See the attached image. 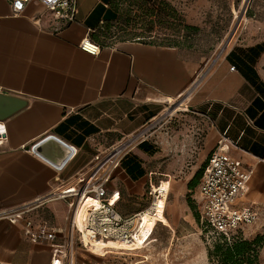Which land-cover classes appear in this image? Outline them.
I'll use <instances>...</instances> for the list:
<instances>
[{
  "label": "crops",
  "instance_id": "0c3cea01",
  "mask_svg": "<svg viewBox=\"0 0 264 264\" xmlns=\"http://www.w3.org/2000/svg\"><path fill=\"white\" fill-rule=\"evenodd\" d=\"M97 4L102 10L93 16ZM109 12L102 0L86 8L78 0L76 20L59 24L35 1L13 15L10 0H0V91L27 100L4 120L7 136L0 138V264H50L52 244L27 234L25 227L29 221L34 232L55 230V241L61 242L66 203L53 202L58 220L51 226L37 222L27 209L18 218L2 213L66 186L177 100L184 104L178 105L183 111L177 124L138 139L119 156L106 200L122 216H132L144 209L154 186L167 183L168 192L173 187L174 200L167 205L172 225L180 230L198 217L200 221L199 184L218 138L225 136L233 144L228 154L250 171L247 189L234 205L258 215L241 232L262 229L264 75L259 43L230 46L216 58L178 43L138 38L96 39V54L82 49V38L94 36ZM195 129L201 134L197 141L191 134ZM51 136L71 147L61 165L34 150Z\"/></svg>",
  "mask_w": 264,
  "mask_h": 264
},
{
  "label": "rangeland",
  "instance_id": "374dc122",
  "mask_svg": "<svg viewBox=\"0 0 264 264\" xmlns=\"http://www.w3.org/2000/svg\"><path fill=\"white\" fill-rule=\"evenodd\" d=\"M79 1L81 6L86 8L95 0ZM102 1L106 3L110 12L93 33L102 42L113 43L125 38H138L156 43L177 42L182 47L211 55L213 58L221 55L230 46L240 47L259 43L260 70L264 75V0H249L243 11L247 19L241 20L237 26H235V15L242 12L244 0ZM101 10L102 6L97 4L93 16L99 14ZM181 110L168 113L169 109H167L141 131L128 137L122 142L123 144L116 145L115 147H119L116 152L122 154L138 139L149 136L155 130L177 124ZM182 122L189 123L185 120ZM199 123L194 122L195 126ZM194 132L191 134L193 140L197 141L201 138V134L197 133V129ZM142 133L144 135L138 137ZM115 171L114 167L111 174ZM79 180L81 181V178L75 177L69 184L76 186ZM168 190L167 183L154 186L151 190L153 201L151 195L145 202L143 201L145 203L142 204L145 205L143 210L146 209L150 213L143 214L133 244L126 241H96L87 247L78 245L75 262L78 264L82 262L86 264H222L220 257L211 252L213 245L222 241L216 237L205 238L202 235L198 216L192 225L180 227V230L172 225L167 216V205L174 200L173 187L171 191ZM57 201L66 203L62 221L64 230L69 212L68 202H64V199L55 196L43 197L20 210L27 209V212L35 216L37 222L51 226L58 220L52 207L53 202ZM261 227L260 231L249 229L240 232L243 239L254 242L248 255L244 256L242 264H249L248 261H251V264H264V223Z\"/></svg>",
  "mask_w": 264,
  "mask_h": 264
},
{
  "label": "built area",
  "instance_id": "2783aa9c",
  "mask_svg": "<svg viewBox=\"0 0 264 264\" xmlns=\"http://www.w3.org/2000/svg\"><path fill=\"white\" fill-rule=\"evenodd\" d=\"M31 1L40 5L43 11L49 12L59 24L76 20L78 0H10L11 13L19 15ZM17 3L20 4L19 8L16 6ZM80 47L93 54L100 49V45L89 34L82 38ZM179 104L184 105L183 100L174 101L168 107V113L180 110L182 107L178 106ZM0 126L3 129L0 131V138L5 139L7 135L4 121L0 120ZM141 135L144 133L138 137ZM229 145L233 144L227 137L218 138L199 184L200 224L201 233L205 238L216 237L230 241L240 236L243 225L252 223L258 218L256 211L252 208H238L234 205L235 200L247 189L250 171L241 169L237 160L228 154ZM120 155L117 153L92 182L81 179L76 186L67 184L61 188V192L40 196L34 200L52 196L71 198L68 201L67 226L63 230L61 242L55 241V230L41 228L38 232H34L29 221L25 227L27 234L52 244L50 264H78L75 262L78 245L87 247L96 241L117 240L133 244L135 241L136 226L143 210L132 216H122L106 200L107 182L113 167L118 164ZM158 194L161 196L159 191ZM22 213L20 208H15L1 215L18 218Z\"/></svg>",
  "mask_w": 264,
  "mask_h": 264
},
{
  "label": "water",
  "instance_id": "95a60500",
  "mask_svg": "<svg viewBox=\"0 0 264 264\" xmlns=\"http://www.w3.org/2000/svg\"><path fill=\"white\" fill-rule=\"evenodd\" d=\"M27 100L21 96L0 91V120L4 121L21 110ZM34 150L43 154L57 165H61L71 152V147L51 136L34 146Z\"/></svg>",
  "mask_w": 264,
  "mask_h": 264
},
{
  "label": "trees",
  "instance_id": "16d2710c",
  "mask_svg": "<svg viewBox=\"0 0 264 264\" xmlns=\"http://www.w3.org/2000/svg\"><path fill=\"white\" fill-rule=\"evenodd\" d=\"M92 39L97 41L95 36L94 38L92 37ZM219 240L222 242H216L211 252L220 257L222 264H242L244 256L248 255L254 243L247 239H243L241 236L235 237L230 241L222 238H219ZM248 263L251 264V261H248Z\"/></svg>",
  "mask_w": 264,
  "mask_h": 264
},
{
  "label": "bare ground",
  "instance_id": "6f19581e",
  "mask_svg": "<svg viewBox=\"0 0 264 264\" xmlns=\"http://www.w3.org/2000/svg\"><path fill=\"white\" fill-rule=\"evenodd\" d=\"M249 0H244L243 1V9L242 12L240 14H236V22H235V26H237L241 20L247 19V17L243 14V11L245 9L246 4L248 3ZM230 29V28H229ZM231 30V29H230ZM228 33V32H227ZM234 33V32H233ZM230 42V41H229ZM224 43V42H223ZM228 45V44H227ZM227 47V46H226ZM227 49V48H226ZM224 51V50H223ZM222 53V52H221ZM140 96L142 97H146V95H144L143 93H140ZM150 96V95H149ZM164 116V115H163ZM141 133V132H140ZM125 142V141H124ZM120 144V143H119ZM123 144V143H121ZM127 144V143H126ZM119 147H115L113 148L111 151L106 152L102 155H100L95 161L94 163H92L89 167H87L86 169H84L82 172H80L77 176L76 179L81 178L84 179L86 182H92V180L94 179L95 176H97L100 172H102V170H104L106 168V166L110 163V161L112 160V158L114 156H116V154L118 152H116L118 150ZM121 150V149H120ZM80 181V180H79ZM70 186V185H68ZM61 189L56 190L54 193L57 192H61ZM144 213H150V211L148 210H143V212L141 213V219L139 220V222L137 223L136 226V231L139 228V225L141 223L142 217ZM117 241H123V240H117Z\"/></svg>",
  "mask_w": 264,
  "mask_h": 264
},
{
  "label": "snow or ice",
  "instance_id": "6c2138e0",
  "mask_svg": "<svg viewBox=\"0 0 264 264\" xmlns=\"http://www.w3.org/2000/svg\"><path fill=\"white\" fill-rule=\"evenodd\" d=\"M18 8L20 7V4L19 3H17V5H16ZM3 129H2V126H0V131H2Z\"/></svg>",
  "mask_w": 264,
  "mask_h": 264
}]
</instances>
